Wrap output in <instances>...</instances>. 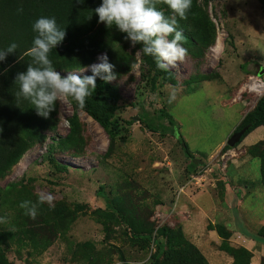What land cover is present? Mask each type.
Segmentation results:
<instances>
[{"label":"rangeland","instance_id":"rangeland-1","mask_svg":"<svg viewBox=\"0 0 264 264\" xmlns=\"http://www.w3.org/2000/svg\"><path fill=\"white\" fill-rule=\"evenodd\" d=\"M203 8L214 25V40L201 54L187 51L185 61L168 70L172 80L151 86L139 48L130 40L126 43L130 61L111 81L117 91L111 117L119 130L110 152H106L105 130L77 107L78 140L70 148L51 149L49 155L64 165L55 167L48 159V145L55 141L54 134L67 132L72 111L67 99L57 101L54 130L30 145L0 176V187L19 181L35 202L39 193L54 196L53 206L43 203L38 209L54 222L55 236L43 249L33 248L28 241L1 244L7 259L14 264H88L91 255L98 264H149L155 244L132 238L119 217L104 206L98 187L128 201L133 209L135 203L134 213L147 217L154 227L167 223L179 228L187 240L200 246L202 251L195 245L205 264H223L229 258L218 248L222 239L215 229L218 224L227 232L223 240L231 245H239L231 233L235 224L241 233L251 232L264 244V224L256 221L257 217L264 221V187L259 161L247 151L264 137V128L256 125L232 145L223 146L264 92V13L258 0H209ZM182 44L188 48L185 41ZM101 53L85 67L69 72L91 69ZM255 77L261 80L257 89L252 88ZM159 107L177 122L181 139L165 128L169 123L164 116L156 117ZM145 112L165 127L149 130L133 119ZM239 198L240 204L229 210L230 200L235 204ZM212 200L220 204L217 215L208 205ZM231 211L251 219L245 222L247 229ZM0 218H6L1 209ZM247 250L249 264L264 258Z\"/></svg>","mask_w":264,"mask_h":264},{"label":"trees","instance_id":"trees-1","mask_svg":"<svg viewBox=\"0 0 264 264\" xmlns=\"http://www.w3.org/2000/svg\"><path fill=\"white\" fill-rule=\"evenodd\" d=\"M209 0H192V7L187 13V19L176 17L178 30H182L184 41L191 54H201L203 49L214 40V25L203 3ZM264 13V0H258ZM102 0H0V50L6 49L9 44L16 42L19 47L15 53H10L4 61H0V176L11 165L18 161L23 152L34 142L43 139L47 131L54 130L57 121L58 103L47 118L37 115L36 109L16 93L19 85L15 82L18 73L25 72L31 57L25 55L32 46L34 37V22L40 17H54L58 27L64 29V40L49 54L53 66L59 72H69L85 67L94 60L98 52L107 53L110 63L115 65L114 72L122 71L130 61L124 50L126 33L120 32L116 26L108 28L104 23H98V15L94 9ZM165 15H174L167 5L157 6ZM22 8V11L19 9ZM140 51V58L149 83L154 85L159 80H172L169 71L156 67L153 57L146 56L142 45H136ZM98 61L97 63H99ZM68 74V73H67ZM66 74V75H67ZM91 69L80 74L91 75ZM62 75V74H61ZM117 99L116 87L112 82H104L97 78V88L92 96L86 98L84 107H80L72 98H67L72 106L67 116L68 130L64 135L54 134V140L48 145V159L55 167L64 168L49 155L52 148L63 150L70 148L77 138L78 119L75 109L80 107L90 115L105 130L108 136L106 152H110L114 137L119 130L118 123L111 117ZM164 116L169 123L163 126L148 113L138 114V119L149 129L159 130L166 128L171 135L181 139L177 122L161 107L156 109V117ZM247 125L240 137L250 128L262 125L264 128V92L256 99L254 105L243 115L235 130ZM185 145V144H184ZM223 146H227L224 144ZM248 154L259 161V181L264 187V137L253 142L248 148ZM19 181H9L0 187L1 214L7 218V225L0 226V245L18 241H28L33 248H45L55 236L56 228L53 221H49L38 209L35 219L24 214L19 207L24 200H31V195L19 187ZM104 206L115 213L121 223L127 228L132 238H141L155 244L150 253L149 264H204L206 259L203 253L189 240L179 228H172L167 223L154 227L151 220L140 214H135L128 201L121 200L115 195H109L98 187ZM127 202L126 204H124ZM215 229L221 236L218 248L231 256L227 264H249L250 252L242 245H231L223 239L227 236L222 225ZM264 233V226L261 227ZM164 239V243L162 239ZM88 264H98L94 256H88ZM0 264H14L6 258L0 247ZM258 264H264L261 258Z\"/></svg>","mask_w":264,"mask_h":264},{"label":"clouds","instance_id":"clouds-1","mask_svg":"<svg viewBox=\"0 0 264 264\" xmlns=\"http://www.w3.org/2000/svg\"><path fill=\"white\" fill-rule=\"evenodd\" d=\"M77 2L83 3V0ZM160 4L167 5L174 15L166 16L157 7ZM191 7L192 0H102L94 11L98 15V23H104L108 28L116 26L120 32L126 33V39L133 47L141 44L143 53L154 58L156 67L167 71L187 57L188 50L182 44L185 37L183 31L178 30L176 17L187 19ZM32 27L37 35L25 53L31 57V63L25 72L17 74L15 82L19 85L16 96L28 100L37 115L47 118L55 109L56 102L63 103L67 98L84 107L86 98L92 96L97 88L98 77L106 83L116 79L115 65L109 62L107 53L97 57L99 63L90 65L91 75L81 76L78 72L61 75L49 54L64 40L65 30L58 27L54 17H40ZM18 47L16 42H12L0 50V61L15 53ZM53 201L52 194L39 193L35 203L24 200L19 207L24 209L25 215L35 219L38 205L47 203L51 207ZM6 223V218H0V224Z\"/></svg>","mask_w":264,"mask_h":264},{"label":"crops","instance_id":"crops-1","mask_svg":"<svg viewBox=\"0 0 264 264\" xmlns=\"http://www.w3.org/2000/svg\"><path fill=\"white\" fill-rule=\"evenodd\" d=\"M24 153V152H23ZM235 195V194H234ZM236 196V195H235ZM238 201H236V203L234 204V202H231L232 200H230V204H229V210H231V208H230V206H232V205H235V206H238V204H240V198L239 199H237ZM195 204H196V201H195ZM197 205V204H196ZM208 205L212 208H214V210H212V213L214 214V215H217L218 214V211L219 210H217L216 208L218 207V205L220 206V204H216V202H214L213 200L210 202V201H208ZM211 213V214H212ZM231 213H232V215L234 216V214H235V212H232L231 211ZM236 215V214H235ZM227 216V213L225 212V216H224V218ZM236 216H238V215H236ZM236 216H234V218H236ZM227 218V217H226ZM238 219L241 221V226H243L244 228H246V223L245 222H251V219L247 216V217H244V216H242L241 214H240V216H238ZM260 220V222H261V224H264V221H263V219H261L260 217H257V219H256V221H259ZM236 221V220H235ZM227 223H229L230 224V222L229 221H227ZM235 224V223H234ZM236 225V228H234V229H232L231 230V233L232 234H235V237L237 238V243L239 244V245H242L243 247H245V248H247V249H249L254 255H256V253H258L259 255H263L264 256V244L260 241H256L255 239H253L252 237L253 236H251V235H253L250 231H248V232H250V234L249 235H245V234H243V233H241L240 232V230H239V228H237V225L238 224H235ZM240 225V224H239ZM247 229V228H246ZM208 231H211V229H209ZM195 235V234H194ZM197 236H199V237H201V236H203V233H199V234H197ZM216 238H218V235L216 234V232H215V237H214V242H217V240H216ZM200 250H201V248H200V246H198V244H195ZM202 251V250H201ZM256 251V252H255ZM204 255V254H203ZM229 255V254H228ZM230 260H231V256L229 255V258L227 257L225 260H224V262H223V264H227V263H229L230 262ZM205 264V263H204ZM252 264H258V261H252Z\"/></svg>","mask_w":264,"mask_h":264},{"label":"water","instance_id":"water-1","mask_svg":"<svg viewBox=\"0 0 264 264\" xmlns=\"http://www.w3.org/2000/svg\"><path fill=\"white\" fill-rule=\"evenodd\" d=\"M133 119H138L136 115L133 116ZM247 125L241 126L239 129L232 131L225 139V144L232 145L235 141H237L242 134V132L245 130Z\"/></svg>","mask_w":264,"mask_h":264},{"label":"built area","instance_id":"built-area-1","mask_svg":"<svg viewBox=\"0 0 264 264\" xmlns=\"http://www.w3.org/2000/svg\"><path fill=\"white\" fill-rule=\"evenodd\" d=\"M253 80H254V85L252 88L257 89V87H261V80L258 77H255Z\"/></svg>","mask_w":264,"mask_h":264}]
</instances>
